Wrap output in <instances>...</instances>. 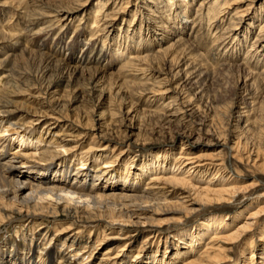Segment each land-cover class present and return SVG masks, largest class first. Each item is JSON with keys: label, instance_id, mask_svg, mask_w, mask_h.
Instances as JSON below:
<instances>
[{"label": "bare ground", "instance_id": "obj_1", "mask_svg": "<svg viewBox=\"0 0 264 264\" xmlns=\"http://www.w3.org/2000/svg\"><path fill=\"white\" fill-rule=\"evenodd\" d=\"M90 2L0 0L2 7L29 13L40 27L47 23L38 24L39 16L66 29L82 12L89 40L101 33L103 43L115 47L105 56L90 45L88 56L119 66L107 74L42 51H0V73L10 81L0 92V227L4 234L14 229L13 240L0 242V264H264V145L248 142L264 123V102H258L264 0H96L95 13ZM203 24L222 41L240 37V52L252 38L243 57L238 52L240 64L223 66L239 73L237 120L226 135L212 118L193 128L206 145L228 152L233 171L219 152L191 153L199 136L179 132L165 139L160 133L162 141L148 145L138 136L147 117L169 127L199 113L211 73L194 45ZM12 39L0 34V44ZM112 96L118 110L110 108ZM142 98L161 102L165 113L144 110L137 105ZM87 99L95 107L77 115L73 103ZM145 145L157 151L135 164V150ZM248 177L253 181H243ZM238 202L241 207L228 213L225 207ZM26 236L28 248L21 245Z\"/></svg>", "mask_w": 264, "mask_h": 264}, {"label": "rangeland", "instance_id": "obj_2", "mask_svg": "<svg viewBox=\"0 0 264 264\" xmlns=\"http://www.w3.org/2000/svg\"><path fill=\"white\" fill-rule=\"evenodd\" d=\"M2 1H4V0H2ZM95 2H96V0H91V2L89 3V6H88V10H90L91 12L93 11V13H95V11H94L95 9L93 8L96 5ZM107 5H109V4H107ZM160 6H162V5H160ZM107 7L108 6H106L105 9ZM130 7H131V4H130ZM133 8H134V2H133V5H132V9ZM16 9L17 10H15L12 7L9 8V7L0 6V34L5 33L8 36H10V35L13 36V39L10 42L5 41L2 44H0V51L8 52L9 54H19L22 49L33 50V51H36V52H39V53L43 52V53H46L47 55L55 58L56 60H58V59L62 60V61L64 60L63 62H66L68 64L72 63L71 64L72 66H75V67H78V68H81V69L82 68L83 69H87L88 64H89L88 69L97 68V69L104 70V68H105L104 71L107 72V74L117 72V70L119 69V66L117 64H115L114 61H113V63L112 62L109 63V62H107V59L104 60V59L101 58L100 60L97 61L95 58L92 59V58L89 57V56H91V53H90L91 51L89 50V48H91L90 45H93V49L95 48V51L101 49L100 51L103 52L102 54H104V55L106 54L105 56L110 54L112 50H115V47L111 49L110 45L108 46V44L106 42L103 43V39H101L102 36H100L101 33L99 34L100 38H99V36L97 34H95V36L96 35L97 36L96 37L94 36L93 38H91L89 40L90 36H88V34H87V33H89V29L87 28V26L83 27L84 23H85L84 20L86 18H84L83 16L80 17L82 12H78L76 14V19H74V21L72 20L73 23L70 24L69 28L67 27L66 29H62L60 27V25L57 26V24H55L56 22L51 21V19L49 21V18L44 17V16H41L42 18L40 16L37 17L38 18V24H41V23H47V24H45V25H43L41 27L37 26V24L33 25L29 13L25 12L23 9H19V8H16ZM79 18H81V19H79ZM78 23H80V24H78ZM47 25H48V27H46ZM120 25H121V22H119V24L116 25V28H115V33L117 34L116 35V39L118 37H120L118 35V29L121 27ZM33 27H34V29H33ZM42 28H44V29H42ZM200 28H201L200 29V33H199L200 36L198 38L203 40L204 42L203 41L201 42V40H196L195 39L196 41H200L201 43L197 42V43H199V45H196L194 43H192V44L195 45V47L200 51L201 54H203V53L205 54V61L208 63V65H210L209 69H210L211 73L209 74V77L207 78L206 83H205V92H204L205 93V99H204V103L201 105V109H200L199 113L197 115H194L192 117V119L189 118L188 119L189 123L184 124V122H180V123H182L184 125H182V124H178V125L172 124L169 127H161V124L159 123V121L157 120L156 117H147V120L139 122L142 126L140 128V132H138V136H139L140 139H146L145 140V144L146 143H151L153 141L155 143H159V141H162V138L158 137V135H160V133L165 137V139H168V137H172L173 135H175V134H177L179 132L180 133L185 132V135L190 133V135L192 137H194V139H195L196 136H199L198 140L196 139L198 141V144L193 147V149L191 150V153L194 152L193 154H198V153L206 154V153H217V152H219L218 155H217V158L221 159V160H224V162L227 165L228 169L230 171H233V169H235L236 165L234 164L235 162L229 158L230 156H229L228 152L226 150H223L221 147H214L213 148V147H210L209 145H206L205 143L207 141L205 139V136L201 135V134L199 135V133H196L195 129H193V128H194L195 123H197L199 121H202V120H206L208 118H212L214 120V122H215L214 128L216 129V131H220L224 135H226L228 133L231 125L233 124V120L234 121L237 120V114L235 112L238 111L236 109V107H237L236 104L238 102V89L237 88H238V84H239L238 83V79H240L239 78V73L237 72V70H233V71H230V72L229 71H225L224 67L226 65H230V64H240L239 63L240 61H238L239 60L238 52H240L239 51V47H238V45H239L238 44L239 43L238 40H241V38L239 37V39L237 41H235V40L234 41H232V40L228 41V38H227V41H226V38H225V39H223V41L225 40L226 42L225 41L223 42L222 39L220 37H218L220 34L217 33V31L214 32L213 31L214 29L212 28V26L209 27V26H207V24H203ZM36 29L38 31L40 29V31L37 32ZM77 30H79V31H77ZM87 30H88V32H87ZM64 31H65V35H64ZM75 31H76V33H75ZM80 31H81V33H80ZM214 33H216L217 35L214 34ZM84 34H86V35H84ZM97 37H98V40H93L94 38L96 39ZM27 38H30V39H27ZM72 38H73V40H72ZM84 38H86V39H84ZM122 38H123V36H122ZM250 38H251V36H250ZM79 39H80V41L82 40V42L80 44H78L79 43ZM251 39H250L249 42L252 41ZM86 40L87 41L89 40L90 42L89 41L87 42ZM191 40H193V39H191ZM19 41H21V42H19ZM215 41H217V42H215ZM220 41H222V42H220ZM85 42H86L87 45H89V47L85 45ZM227 42H229V43L227 44ZM249 42H248V44L246 46H244L243 49H241L242 52H240V54H241L240 57H243L246 49L248 48ZM76 43L78 44V46H76L77 45ZM90 43H92V44H90ZM222 43H225V46L223 45L224 46L223 48L221 46ZM211 45H214V46H211ZM217 45H218L219 48L217 47ZM74 46H76L75 53H73V50H74L73 47ZM198 46L199 47H203V48H199ZM207 46H208V49H207ZM211 47L213 48L214 51L212 50ZM72 48H73V50H71ZM84 48H86V49H84ZM220 48H221V50H220ZM82 50L87 54L88 58L86 57V60L85 59H81V56L84 54ZM87 51H89V52H87ZM202 51H203V53H202ZM233 51H234V53H233ZM81 52H82V55H81ZM219 53H220V55H219ZM117 55H118V53H117ZM218 55L220 56V58L218 57ZM221 55H223V56H221ZM234 55H236V56H234ZM228 56H229V58H228ZM26 57L27 56H25V58ZM68 57L69 58L71 57L70 61H69ZM33 58L34 59L32 60V62H34L35 63L34 65L37 66L38 65L37 63H39V59H38L37 56L33 57ZM89 58H90V60H89ZM224 58H226V59H224ZM216 59H219V60H216ZM232 61H233V63H232ZM79 63H81V65ZM97 63L99 64V66H98ZM101 65H102V67H101ZM219 68H222V69H219ZM30 69H31L30 71H32V72L37 70V69H35V67L30 68ZM32 69H34V71ZM127 77L128 78L129 77L132 78V76H129V75ZM6 78L7 77H5L2 74L0 75V92H2V90L6 88V85H8L10 83L9 79L7 78L8 79L7 80ZM131 78H129V81H130ZM46 84H49V82L46 83ZM69 95L71 96V94H69ZM112 98H113L114 101L110 104V108H112V109L114 108L115 110H118L119 109V105H121V104L116 102V98H114L113 96H112ZM144 99L143 98L142 99H138V100L136 99L137 102H138L137 105L140 106L141 108H143L146 111H150V112H153V113H156V114H164L165 113V109L162 106L163 104H161V102L155 104L150 99H148V100H147V98H144ZM89 101L90 100L87 99V100H83V101L80 100V101H78L76 103H73L72 106H74V107L77 106V108H78V110H76L77 111V115L80 116L83 113V110H84V112H86L87 109H91V108L93 109L95 107V102L94 101H90L89 102ZM141 101L143 102V104H142ZM66 102H67V100H66ZM258 102L259 103L264 102V89H263V87L260 88V91L258 93ZM66 105H68V104L66 103ZM144 105H146V106L148 105L149 107L148 106L144 107ZM31 106L32 107H36L35 105H31ZM123 106H125V104H123ZM147 108H149V109H147ZM159 108L161 110H159ZM162 109H163V113H162ZM262 114H263L262 118H264V111L262 112ZM231 116L233 118H231ZM256 116L259 117V118L261 117L259 112L256 113ZM145 124H147V125H145ZM184 127H185V129H184ZM190 127H192V128H190ZM263 128H264V123H263L262 128L259 130L260 132L256 131L255 133H253L252 135L249 136V139H248L249 144H252L253 146L260 145L261 147H263V145H264L263 144V142H264V129ZM136 133H137V131H136ZM113 137L115 138V136H112V138ZM250 137H251V139H250ZM255 137H257V139ZM255 142H257V143H255ZM146 145H148V144H146ZM146 147H149V148L145 149V150H144V148H143V150H141V149L139 150L137 148L135 150V151H137V152L134 153L137 156L135 158V164L140 163V161L143 160V158H147L149 154L157 151L156 149L150 148V146H146ZM173 148L175 150L174 153H177L179 151V146L178 145L173 146ZM11 149L12 148H10L7 151L8 154H6V155H8V157H9V153L12 152ZM67 163H70V161L68 160ZM32 164L34 165V164H38V163H36V162L34 163L33 162ZM33 165H31V166H33ZM243 166H245V164ZM27 169H30L31 173H35V170H36V169H32V168H27ZM259 180H260V178H259ZM243 181H246V183H250V182L253 181V179L248 177V178H245V180H243ZM260 181L262 183H264V177ZM263 192H264V188L260 190V193H263ZM229 207L227 208V206H226L225 209L228 210V213H233L238 208L241 207V204H240V202H238V203H234V204L229 205ZM225 213H227V212H225ZM198 221L199 220L197 219L195 221V223H197ZM4 229H5V227L4 228L0 227V232H2L1 237H0V242H3V239L6 238V236H10L9 238H11L13 240L14 229L13 228L9 229L8 232H6V234H4V232H5ZM38 233H39V228L38 229L36 228L35 231H34V235L36 236V234H38ZM22 235H23V232L21 231L19 237H21ZM29 241L30 240L27 237L25 242H21L22 243L21 245H24V246H26L28 248L29 247V243H30ZM52 248H56L55 244H54V246H52ZM236 255H238V254H235V256ZM237 263L238 264H242V261H239Z\"/></svg>", "mask_w": 264, "mask_h": 264}]
</instances>
